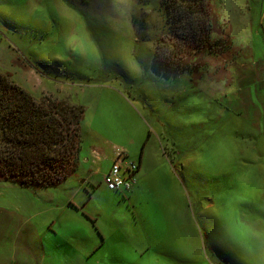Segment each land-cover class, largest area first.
Returning <instances> with one entry per match:
<instances>
[{
    "label": "rangeland",
    "instance_id": "374dc122",
    "mask_svg": "<svg viewBox=\"0 0 264 264\" xmlns=\"http://www.w3.org/2000/svg\"><path fill=\"white\" fill-rule=\"evenodd\" d=\"M160 1L0 0V70L36 98L84 105L81 155H107L90 184L85 163L53 188L0 180V220L10 214L7 227L41 238L25 261L11 252L26 247L13 229L0 249L15 259L264 264V0H211L237 54L227 74L213 69L228 57L218 54L209 70L178 75L153 63ZM118 148L141 164L128 191L103 181ZM177 151L196 168H177Z\"/></svg>",
    "mask_w": 264,
    "mask_h": 264
},
{
    "label": "trees",
    "instance_id": "16d2710c",
    "mask_svg": "<svg viewBox=\"0 0 264 264\" xmlns=\"http://www.w3.org/2000/svg\"><path fill=\"white\" fill-rule=\"evenodd\" d=\"M160 11L164 26L154 42L157 69L176 75L209 70L206 57L227 54L213 68L227 74L237 52L219 22L217 5L211 0H161ZM36 32L40 37L46 34L37 28ZM213 32L220 37L212 38ZM84 113V105L69 99L47 93L36 98L15 83L9 72L0 70V180L24 188H53L63 183L77 169ZM246 191L253 196L251 190Z\"/></svg>",
    "mask_w": 264,
    "mask_h": 264
},
{
    "label": "crops",
    "instance_id": "0c3cea01",
    "mask_svg": "<svg viewBox=\"0 0 264 264\" xmlns=\"http://www.w3.org/2000/svg\"><path fill=\"white\" fill-rule=\"evenodd\" d=\"M81 149H80V152L78 154L77 167H78V165L80 167H84V166H82V163L88 164V167H87L88 168L87 169L88 177H87V181L85 179L84 182L86 184H88V183L90 184V182H91L90 179L93 178L94 174L101 173V171H100L101 158L102 159L105 158V160H107V155L101 154V149L97 148L96 146L89 148L86 152V155H81ZM120 150H121V148L116 149V151L114 150V153L111 156L112 163L115 160L117 153L121 152ZM122 150L124 152H126L125 149H122ZM125 155L127 156V154H125ZM162 155H164V157L166 158V161L169 163L171 168H176V166L174 165V162L172 163L169 159L170 155L169 156L166 155V153L163 149H162ZM126 156H124V157H126ZM176 157H177V168H196V166H197V165L195 167L193 166L195 158L192 156H188L185 153L180 154V151H177ZM139 160L141 162L142 156ZM137 166H138L137 168L139 169L141 167V164L138 163ZM92 168H94V169H92ZM11 183H13V182H11ZM13 184H16V183H13ZM80 185L81 184L78 185L79 190H82V189L86 190V188L79 187ZM17 186H18V184H17ZM20 188H21V186H20ZM44 189H46V188H44ZM3 217L4 218H2V220H0V245H2L4 243L9 244V242L11 240L10 235L12 234V231L14 229V231H16V234H18L19 238H24L26 247H23V245L21 243L17 244L15 241L13 249L11 252H17L19 255H21L24 258L25 261L33 260V258L35 256L31 255L30 253H33V254L35 253V248L41 240L39 233H35L30 228L26 229L25 230L26 232H23V231L17 230V228H12L11 225H9V227H7L5 222H10L14 218L10 214L3 215ZM94 231H95V234H98V232H100L98 230H94ZM100 245H102V242L100 243V241H99L98 244L95 246V248H97V246H100ZM2 247L5 250L0 249V264H26L25 261H23V260L15 259L14 256L12 255V253H9V247L8 246L3 245Z\"/></svg>",
    "mask_w": 264,
    "mask_h": 264
},
{
    "label": "built area",
    "instance_id": "2783aa9c",
    "mask_svg": "<svg viewBox=\"0 0 264 264\" xmlns=\"http://www.w3.org/2000/svg\"><path fill=\"white\" fill-rule=\"evenodd\" d=\"M120 153H117L109 170L104 174L103 181L110 189L128 191L134 183L133 175L137 169V164L133 161H124L125 157L121 156Z\"/></svg>",
    "mask_w": 264,
    "mask_h": 264
}]
</instances>
